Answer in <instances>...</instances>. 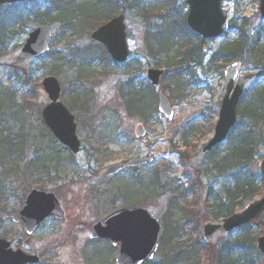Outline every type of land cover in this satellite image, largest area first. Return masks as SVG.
<instances>
[{"label":"rangeland","instance_id":"rangeland-1","mask_svg":"<svg viewBox=\"0 0 264 264\" xmlns=\"http://www.w3.org/2000/svg\"><path fill=\"white\" fill-rule=\"evenodd\" d=\"M38 1L40 3L51 2V0ZM185 1L170 0L169 5H164V8L158 11L155 18L147 20L151 24L152 32H155V36H152L161 48L170 47L173 36L183 38L186 35L184 16L187 15L188 7L185 5ZM92 2L95 4V0H88L89 4L87 3L84 10V19L99 20L103 15V8L101 11L94 9V7L90 9ZM120 2L124 3V7L120 8L118 13L124 15L131 52L128 63L118 69L108 65V68H113V71L102 75L99 74L101 68L95 69V76L93 79L91 78L94 84L91 86L92 101L89 103L90 106H88V102H86V106L80 104L78 102L80 94L71 92L70 82L73 80L74 69L67 70L62 67L58 69L59 74L56 77L62 89L60 102L77 120L76 134L81 142V149H83L74 157L73 161L60 164L59 171L63 172L61 180L47 183L42 187L44 192L52 193L57 198L66 212V221L59 222L48 219L33 236L26 238L21 227L13 224L10 219L11 213L21 208L23 195L34 188L31 177L19 175L11 177L4 183L7 199L0 205L1 231L7 233L8 238L6 240L11 243L13 249H17L16 245L19 244V249L22 251L41 257L42 264H95L94 261L89 262L88 260L90 255L94 254L99 255L104 264H115L117 250L114 249L111 252L112 247L105 242L92 244L89 240L90 226L95 218L104 217L110 213L113 205L117 207H126L127 205L133 207L135 205L146 209L161 224L160 238L163 243L161 242V250L153 262L162 261L165 253L171 251L175 254L187 253L189 256H191L190 253L192 255L195 253V257L187 261V264H217L220 253L224 249L223 243L226 240L221 241L211 250L209 258H206L195 246L197 239H201V225L209 220H215L210 215L212 208L209 207L213 206V201L208 199V191L211 198L217 196L224 203L227 198L223 191L233 185V181L231 182L233 172L226 171V173L217 174L209 165L225 152L226 144L221 146L215 155L207 158L201 156L202 147L210 141L213 134L220 104L225 95L223 73L225 67L230 64V62L225 64L219 55L214 61L212 58L223 46L237 42L241 37L244 38L245 46L256 49L250 52L251 57H262L260 54L264 49V19L262 20L257 14L258 1L225 0L222 3L223 13L227 19L225 34L217 40L203 41L199 54L194 58L196 62L179 67L183 80L189 79L191 83L182 92L179 99L171 101V108L174 112L173 120L166 121L159 114H156L149 119L146 126L141 118L128 117L124 111V101H122L118 89L121 84L134 77L133 80L140 84L136 85L135 95L141 99L143 108L148 107L152 92L141 85L148 84L145 73L148 69L153 68L150 67L153 60L148 58L146 53L148 45L145 38L147 37L148 25L141 18L147 9V2L145 0H120ZM165 2L166 0H154L153 6L165 4ZM69 12L63 17L68 16ZM162 15H167L165 23L162 20H156ZM48 25L53 33L49 41L50 51L63 52L65 55H62L66 61L67 55L70 54L68 49H71L72 46V52H75L73 48L91 44L90 32L84 33L81 30L75 34H69L61 40L59 39L62 34L60 24L48 23ZM36 26L37 24L31 22L26 24L24 29H16V34L8 35L10 37L5 40L6 43L0 51V83L16 90V104L21 105L20 100L28 90V85L35 90V99L30 101L31 105L23 114L29 130L35 134L40 122H42L40 111L48 103L40 83L44 77L48 76L49 70H54V62H52V56L49 54L32 61H26L20 57V50L28 34ZM70 35H72V39H70ZM194 41L197 44L198 40L194 39ZM151 44L153 43L151 42ZM221 57L223 56L221 55ZM136 60L139 64L134 63ZM256 61L250 60L246 56L240 61L239 76L243 78L246 89L264 78V66L259 67V69L255 68L253 65ZM258 65H264V61ZM130 69L135 70L129 73ZM164 69L161 67V70L164 71ZM21 74H23L21 78H24L22 79L23 84L29 77L28 85H23V87L16 85L14 80L17 75ZM162 88L161 86L154 89V92L158 93ZM161 92L167 98L170 95L169 91L162 90ZM69 106L73 110H70ZM189 123L202 127L199 133H196L189 140L191 147L186 152L187 155L193 156L192 159L198 160L196 171H193L190 165L184 168L178 167L175 160L174 146L179 147L180 129ZM137 125L144 127L149 139L147 145H143L135 138L134 130ZM165 138H169V140L162 141ZM45 142L42 141L41 144L46 145ZM258 153L252 159L251 170L259 174V162L264 158V152L260 149ZM32 154L31 150H27L24 159H31ZM149 156L154 159L149 167L140 168L134 172L128 169L115 178H99V174L109 166ZM61 157L64 158L66 155L61 153ZM98 158L101 163L98 161L94 163L95 159ZM208 170L211 171L209 176H206L205 173ZM155 171L160 172L163 185L173 179H180L181 184H184V174L190 180L197 182L198 206L195 212V221H186L179 213L169 211L168 199L171 196L169 193L148 202H139L140 197L138 196H134L130 200L127 199V201L125 198L116 197L119 190L123 196H129L133 193L126 188L125 190L118 188L125 182L128 185L131 184L133 175L149 177ZM98 193H105V196L96 197ZM188 203H190L189 197L180 202L179 206L187 207ZM247 204L242 203L235 210H242ZM168 211L172 216L168 214ZM196 222L197 224H195ZM164 226L166 227L164 228ZM261 227L264 229V217L259 225L251 226L248 231H241L234 236L236 241L238 237L248 235L252 242L251 245L255 249L250 253L252 264H264V256H260L255 248V240L261 235ZM173 232L177 236L179 235L177 239L173 237ZM241 247L246 248V245Z\"/></svg>","mask_w":264,"mask_h":264},{"label":"trees","instance_id":"trees-1","mask_svg":"<svg viewBox=\"0 0 264 264\" xmlns=\"http://www.w3.org/2000/svg\"><path fill=\"white\" fill-rule=\"evenodd\" d=\"M87 3L88 0H51L47 6L32 4V7L28 5H13L1 8L0 51L6 43L5 40L10 37L8 35L16 34V29H24L28 23L60 24L62 34L59 36V39L62 40L69 34H75L81 30L84 31V33H89L97 26L118 14L119 9L124 7V3L126 2L124 1V3H121L120 0H95V4L92 2L93 4L90 9L94 7V9L101 11L103 8V15L99 20H95L94 18L84 19V10ZM146 8L141 18L145 20L148 27L151 28V24L150 22L148 23L147 20L155 18L158 11L164 8V6H161V4L155 6L148 5ZM68 11H70L67 14L68 16L63 17ZM166 18L167 15H162L161 18H156V20H162L165 23L167 20ZM152 35L155 36V32L149 30L145 38L146 44L148 45L146 50L147 57L153 60L152 64L155 65V67L165 68L161 80L164 85V91H169L170 101H175L177 98L179 99L182 92L188 88L187 83L183 80V75L180 73L181 70L179 71V67L181 65H189L196 62L194 58L199 54L203 40L198 37H193L186 29V35L183 38L171 36V46L168 48H161ZM149 38L154 40L152 41ZM193 38L198 40L197 44ZM70 39H72V35H70ZM243 40L244 38L241 37L237 42H231L223 46L212 60L214 61L219 55L225 63H228L233 60L241 61L243 57L246 56L250 60H257L255 65H253L255 68L259 69V67L264 66L258 65L261 61H264V49H262L263 51L260 54L262 57H251L252 54L250 52L256 49H254V47L248 48V46H245ZM151 42L153 44H151ZM254 46H256L255 43ZM72 47L68 49L70 54H68L69 60L67 61L65 57H63L61 51L52 53V62L57 66L53 64L54 70H49L48 74L57 77L59 74L58 69L62 67L67 70L74 69L75 72L71 82V92L73 94H81L77 93V91L85 93V98L79 100L81 98L79 97L78 99L80 104H84L91 100V90L83 86L84 83H88V75L87 72H85L86 65H94V61L96 65H112L113 63L101 46L92 44L90 47H76L73 48L75 52H72ZM220 54L223 57H221ZM96 57L97 60L94 59ZM131 70L133 71L135 69ZM106 72V70H103L102 74ZM166 72L171 73L167 74ZM22 76L23 74L17 75L14 79L19 87H23V85L26 86L29 82L28 77L25 84H23L22 79L24 78H21ZM135 89L136 85L133 79L128 80L119 87V93L122 97V101H124V111L129 117H139L144 123H147L154 115L153 113H156V102L154 100L153 104L151 97L148 107L143 108L141 106V99L135 95ZM15 95L16 90L14 88H5L0 85V205L7 199L6 188L2 184L4 180H9L11 177H17L19 175H23L24 177L28 176L32 179L36 178L34 186L35 188L41 189L43 184H45L44 179H50L52 175L59 178L61 174L59 171L60 164L73 160V156L56 143L43 124H41V127L39 126L35 134L29 130L30 128H28L24 121L23 114L27 110V107L31 105L30 101L35 99V90L28 85V90L25 95L22 96L21 105L15 103ZM240 103L241 104L237 107L238 122L228 136L225 152L219 155L215 162L209 164L213 172L217 174H223L226 173V171L229 173L233 172V175H231V182L233 181L232 187L223 191L227 198L224 203L217 196L211 198V194L208 191V199L213 201V206L209 207L212 208V213L210 215L213 219L224 218L231 215L242 203L249 204L261 195L264 188V180L260 174L251 170L253 157L259 154L258 152L260 149L264 152V80L254 84L247 90ZM84 105H86V103ZM201 128V126L189 123L180 129L178 135L180 147H175V149H177L175 152H177L179 148L183 150V152L176 153L177 161L181 166L190 159L186 153L191 147L189 140L196 133H199ZM44 138L47 139V143L44 146H48L49 149L43 147L41 144L42 141H45ZM27 150L32 151V157L20 169V165L25 160L24 156ZM61 153L65 154L66 157L62 158ZM215 154L216 152L211 155ZM210 171L211 170H208L205 175L209 176ZM42 180L44 183H42ZM196 183V181L190 180V182H186L185 185H177V180H173L171 183L160 185L157 173H155L150 179L148 187L150 190L151 188L156 191L161 190V195L169 190L171 194L168 202L169 211L179 213L185 220L195 221V212L198 206ZM136 185L139 189L144 187L141 180L137 182ZM135 192L140 193L141 191ZM149 193L151 195L155 194L153 191H149ZM157 196L158 194H156V197ZM187 197L190 198V203H188L187 207H180L179 203L184 201ZM170 212H168V214L172 216ZM195 224H197V222ZM249 228L250 227H245L241 231L246 232ZM263 230L264 229L261 227V233ZM178 236L173 232L174 238L177 239ZM0 238H8L7 233L1 231V228ZM251 244L252 242L249 240L248 235L238 237L236 241L235 239L226 241L223 244L224 249L220 253L217 264H238L239 262L241 264H252L250 253L253 252V250L255 251V249ZM243 245H246V248L241 247ZM195 246L206 258H209L210 253H208L204 245L199 243V238L195 242ZM190 254L191 256L187 255V253L184 254L179 252L175 254L169 251L165 253L162 261L160 260L158 263L147 262L145 264H187V261L195 257V253L193 255L192 253Z\"/></svg>","mask_w":264,"mask_h":264},{"label":"water","instance_id":"water-1","mask_svg":"<svg viewBox=\"0 0 264 264\" xmlns=\"http://www.w3.org/2000/svg\"><path fill=\"white\" fill-rule=\"evenodd\" d=\"M33 0H0V7L14 3ZM224 0H187L189 7L186 23L190 29L205 39L217 38L222 34L225 17L221 10ZM258 13L264 18V0H258ZM51 30L47 25L38 26L29 37L21 51V57L30 60L40 57L48 51L47 40ZM91 39L101 43L112 60L118 64L124 63L128 57L124 17L120 15L92 33ZM240 64L234 63L225 70L226 94L222 100L218 121L215 125L212 140L204 147L203 155L212 148L222 144L236 123V107L243 93V80L237 79ZM161 72L149 70L147 77L153 85L158 84ZM43 91L51 101L42 111L43 122L54 137L72 153L79 151V141L76 137L74 117L58 101L60 85L54 77H46L41 83ZM158 111L167 119L173 117V110L168 100L159 95ZM138 137L144 135L142 128H137ZM151 159L133 162V165L150 163ZM194 161L193 165L195 166ZM124 165L108 168L102 176H112L122 170ZM260 171L264 178V159L260 162ZM264 216V193L252 202L242 212H235L228 218L209 222L202 227V241L209 248L217 240L232 235L238 229L250 224H257ZM47 217L59 220L65 219L56 198L51 194L31 191L25 198L21 211L12 215L14 223H21L30 235ZM158 221L147 211L135 208L133 210L116 209L105 218H98L91 226V239H108L112 245L119 244L116 264H142L152 260L159 243ZM257 249L264 256V234L257 241ZM39 258L27 255L20 250L10 249L9 242L0 239V264H38Z\"/></svg>","mask_w":264,"mask_h":264},{"label":"flooded vegetation","instance_id":"flooded-vegetation-1","mask_svg":"<svg viewBox=\"0 0 264 264\" xmlns=\"http://www.w3.org/2000/svg\"><path fill=\"white\" fill-rule=\"evenodd\" d=\"M125 164V163H124ZM127 165H128V163H126ZM139 168H141V167H131V166H129V167H127V169L126 170H128V169H131V171H133L134 172V170H138ZM125 170V171H126ZM148 190H149V187H148V189H147V185L144 187V189L142 190L143 192L141 193V194H138L137 196L138 197H140L139 199H138V201L140 202H148L149 201V192H148ZM137 197V198H138Z\"/></svg>","mask_w":264,"mask_h":264}]
</instances>
